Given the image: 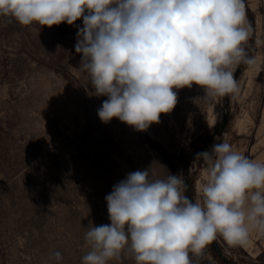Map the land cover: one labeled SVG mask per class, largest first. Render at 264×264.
Segmentation results:
<instances>
[{
    "label": "rangeland",
    "instance_id": "obj_1",
    "mask_svg": "<svg viewBox=\"0 0 264 264\" xmlns=\"http://www.w3.org/2000/svg\"><path fill=\"white\" fill-rule=\"evenodd\" d=\"M245 5L253 30L247 43L256 42L257 66H246L236 78V98L210 100L196 85L173 89L175 108L143 132L98 117L107 97L96 96L90 77L79 70L76 26H23L0 17V264H53L56 251L62 264H81L89 251V222L110 223L105 197L113 186L129 172L149 168L154 179L184 176L181 153L192 157L203 144L197 138L224 115V129L203 151L227 141L264 163V0ZM75 24L82 27V19ZM188 169L196 202L205 165L201 160ZM216 238L237 264H264V234L253 232L246 246ZM190 259L225 264L207 246ZM112 264L135 261L125 253Z\"/></svg>",
    "mask_w": 264,
    "mask_h": 264
},
{
    "label": "clouds",
    "instance_id": "obj_2",
    "mask_svg": "<svg viewBox=\"0 0 264 264\" xmlns=\"http://www.w3.org/2000/svg\"><path fill=\"white\" fill-rule=\"evenodd\" d=\"M0 17L76 26L79 70L96 96L107 97L98 117L139 132L172 112L173 89L197 85L204 98L235 99V67L257 66L246 47L253 30L245 0H0ZM196 159L205 165L196 202L182 174L154 179L149 168L115 184L105 197L110 223L89 222L81 264H112L125 253L135 264H193L190 253L201 255L217 235L246 246L253 232L264 234V163L227 141ZM50 260L62 264V254Z\"/></svg>",
    "mask_w": 264,
    "mask_h": 264
},
{
    "label": "trees",
    "instance_id": "obj_3",
    "mask_svg": "<svg viewBox=\"0 0 264 264\" xmlns=\"http://www.w3.org/2000/svg\"><path fill=\"white\" fill-rule=\"evenodd\" d=\"M252 24H254L253 20H252ZM246 47H247L249 55L254 57L255 50H256V42H255L254 38H253L251 43H247ZM246 66L247 65H245V64H240L238 69L234 72L235 78H237L241 74V72L243 71V69ZM197 87L199 89H201L199 86H197ZM228 117H229V115H228ZM223 129H224V127L222 126V122L217 123L216 125H214L210 129V131H208V133L204 137L200 136V137L197 138L198 139L197 142H200L202 140L203 144L198 146V149L193 153L192 157H190L188 159L183 158V156H184L183 152L180 155V159L183 162L182 165H183L184 173H185L184 174V179H185V182H186V184L188 186V190L186 192V195L189 196V198H191L194 202H195V200H194L195 179L193 177V174L188 169L189 165H190V163H193V162L194 163H201V160L196 159V154L199 153V152H203V147H206L209 144V142L212 141L214 135L217 134L218 132L222 131ZM192 145H195V144L193 143ZM207 247H209L211 249V251L214 254V256L215 257L217 256L222 263H225V264H237L233 260V258H228V256L225 253L224 246L219 242V240L217 238L215 240H213L212 242H210L207 245Z\"/></svg>",
    "mask_w": 264,
    "mask_h": 264
},
{
    "label": "water",
    "instance_id": "obj_4",
    "mask_svg": "<svg viewBox=\"0 0 264 264\" xmlns=\"http://www.w3.org/2000/svg\"><path fill=\"white\" fill-rule=\"evenodd\" d=\"M227 123V116L224 115L223 121H222V126L224 127Z\"/></svg>",
    "mask_w": 264,
    "mask_h": 264
}]
</instances>
